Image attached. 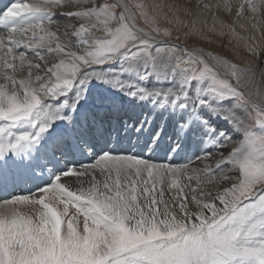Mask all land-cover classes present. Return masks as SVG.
Returning <instances> with one entry per match:
<instances>
[{"label": "snow or ice", "instance_id": "snow-or-ice-1", "mask_svg": "<svg viewBox=\"0 0 264 264\" xmlns=\"http://www.w3.org/2000/svg\"><path fill=\"white\" fill-rule=\"evenodd\" d=\"M0 264H264V0H10Z\"/></svg>", "mask_w": 264, "mask_h": 264}, {"label": "bare ground", "instance_id": "bare-ground-1", "mask_svg": "<svg viewBox=\"0 0 264 264\" xmlns=\"http://www.w3.org/2000/svg\"><path fill=\"white\" fill-rule=\"evenodd\" d=\"M10 3V0H0V10H3L5 8V5H8Z\"/></svg>", "mask_w": 264, "mask_h": 264}, {"label": "rangeland", "instance_id": "rangeland-1", "mask_svg": "<svg viewBox=\"0 0 264 264\" xmlns=\"http://www.w3.org/2000/svg\"><path fill=\"white\" fill-rule=\"evenodd\" d=\"M237 139H239V137H237ZM232 147V145H229V149Z\"/></svg>", "mask_w": 264, "mask_h": 264}]
</instances>
